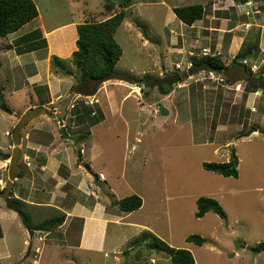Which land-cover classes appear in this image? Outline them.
Wrapping results in <instances>:
<instances>
[{"label":"rangeland","instance_id":"1","mask_svg":"<svg viewBox=\"0 0 264 264\" xmlns=\"http://www.w3.org/2000/svg\"><path fill=\"white\" fill-rule=\"evenodd\" d=\"M122 1L114 0V14L122 10L126 13L114 34L123 50L116 72L134 81L146 80V77L158 80L186 72L197 59L206 55L218 56L230 67L234 57L251 46L253 54L245 60L241 58V64L252 69L255 77L264 73V0L245 3L237 0H133L128 8L119 7ZM35 2L50 28L73 19L100 22L110 17L105 0ZM180 3L204 6V18L192 28L181 24L169 9V5L182 6ZM20 36L0 37V140H6L0 141V152L10 155L4 160L7 165L16 147L14 132L21 122L17 114L28 107L42 110V107L32 108L36 99L25 84L26 76L33 73L23 67L29 58L16 57V53H20L15 50ZM40 44L44 48L46 42ZM66 65L68 76L75 78L74 87L80 85L81 71L71 61ZM74 87L68 94L72 102L63 119L67 138L61 129L54 138L48 116L26 113L28 120L20 126L19 156L24 175H34L35 182L39 181L45 160L43 154L64 152L71 147L70 153L77 163L82 159L85 170L107 173L115 186L113 192L109 191L112 200L136 194L143 199L144 207L127 215L124 224L110 226L106 250L100 254L82 250L54 256L50 254L54 239L77 244L78 236L60 237L38 232L32 237L34 250L27 256H30L27 264H171L169 256L163 252L130 248L145 231L174 248L189 250L195 264H264V252L255 254L251 250L264 242L263 91L248 92L242 81L227 83L221 74L213 72H201L179 83L169 95L161 94L157 88L145 92V85L119 81L104 84L94 97L73 95ZM65 101L66 98L57 110L43 109L60 114ZM81 101L91 108L94 125L71 122L73 105ZM2 106L16 114L11 116ZM161 107L168 111L167 115L160 112ZM16 118V124L10 126ZM54 123L61 127L58 120ZM6 131H9L7 136ZM36 141H42L49 148L46 152L42 149V156L31 148ZM230 148L235 149L239 161L238 178H226L203 167L204 163L229 162ZM86 173L91 177L89 171ZM7 182L8 166L0 180V191ZM42 184V187L56 189L52 178H44ZM62 189L68 191L72 187L65 185ZM34 192L36 198H41L39 191ZM11 197L17 199L14 192ZM202 197L217 200L226 218L213 212L197 218V201ZM23 205L34 225L60 214L53 209L40 213L24 202ZM111 205L112 202L108 207L119 210ZM18 225L9 219L4 223V232L12 236L10 231ZM193 235L204 238L205 244L199 247L188 242ZM18 236L22 238L16 231ZM20 239L14 252L23 249ZM27 252L28 247L25 254ZM12 260L13 257L5 264H12Z\"/></svg>","mask_w":264,"mask_h":264},{"label":"crops","instance_id":"2","mask_svg":"<svg viewBox=\"0 0 264 264\" xmlns=\"http://www.w3.org/2000/svg\"><path fill=\"white\" fill-rule=\"evenodd\" d=\"M179 5L188 6L181 3ZM36 6L39 12L38 17L14 34H21L22 37L20 36L19 39H23L35 32L38 33V38L40 37L42 40L45 39L46 44L44 48H38L30 52L24 51L22 53H16V57L17 59L24 58V60L29 58L23 63V67H28L33 70V73L28 74L25 78L26 86L32 90L33 96L36 99V102L32 104V108L42 107L43 109V107H53L54 110H57L60 103L65 98L67 99L69 97L68 94H71V90L76 83L73 76L63 75L61 73L57 74V72L53 71L51 59L54 56L64 61L71 60L73 54L78 50V26L85 23L86 19H73L50 28L44 18H42L40 8L37 4ZM169 7L170 11H172L178 6L169 5ZM104 20H106V18ZM181 24L183 23L181 22ZM185 26L192 28L194 25ZM29 42L36 43L38 41L30 40L24 44L26 45ZM25 45L22 46V48H24ZM15 50L18 52L16 47ZM48 98L49 100H46ZM30 110L31 109L28 107L23 112L18 113V118L21 119V117H24ZM15 114L16 111H13L10 115L13 116ZM47 119L52 123L51 124L49 121V129L56 139L58 130L61 128L56 125L57 122L54 123L56 119ZM17 120L16 118V120L11 121L10 126L12 124L14 126ZM7 132L9 131L5 132V136H7ZM69 138H71V136ZM0 141L4 143L6 140L2 138ZM31 148L38 156H42V149H44L45 152L49 150L48 147L42 144V141L33 142ZM70 149L71 147L64 152L55 153L54 151L51 153L47 152L46 155L43 154L45 160L43 166H41V171L44 173L42 174L41 172L39 174V181L35 182L36 177L34 175H24L19 179L17 178L18 182L13 189L14 196L40 213L48 212L46 210L53 209L65 215L63 224L59 226L55 232L33 230V236L37 235L38 232L45 235H53L54 233V235H59L60 237L61 235L78 236L79 243L77 244L67 241L58 242L59 240L54 239L50 248V254L56 256L65 252L67 255L73 254L74 251L78 252L82 250L100 254L106 250L110 226H120V224H124L125 217L131 213L120 212L117 208L108 207L111 202L113 205L114 202L119 201L118 199L112 200V193H109V191L113 192V189H115L114 184L111 182L112 180L105 172L97 173L96 171L86 169L91 173V177H88L84 169L86 164L84 166L81 165L82 159L77 163L74 156L70 153ZM7 164L8 162L0 160V180H3L4 172L8 166ZM44 178L54 179L56 182V189L51 190L45 188V186L42 187V185H44L42 184ZM87 178L89 179L87 180ZM36 183H39L40 187L37 188ZM65 185L71 186L72 189L68 191L63 190L62 187ZM34 190L40 192L39 196L41 198H36ZM57 198L59 199L57 200ZM143 207L144 202L142 207L136 211H141ZM9 219L19 224L17 228H13L10 231V235L12 236H8L9 232H4V223H8ZM19 219L21 221H19ZM27 229L29 228L24 225L19 213L8 209L4 200L0 198V230L2 233L0 243L3 244L0 245V264H5V261L12 259V257V264H27L30 256L27 258V254H25L26 248L28 247L29 250V247L32 245L31 249L34 250V243L32 242L33 236H29L30 234ZM16 231L22 235L21 244L23 249L19 252L13 251L14 248L17 251L18 239H20V236L16 237ZM2 253H4L3 256ZM52 258L53 256H51V259ZM49 259L50 257L47 261H49ZM56 264H58V262Z\"/></svg>","mask_w":264,"mask_h":264},{"label":"trees","instance_id":"3","mask_svg":"<svg viewBox=\"0 0 264 264\" xmlns=\"http://www.w3.org/2000/svg\"><path fill=\"white\" fill-rule=\"evenodd\" d=\"M237 1L239 2V0ZM245 2H248V0L243 1V3ZM132 5L133 0H123L119 7L128 8ZM114 7V0H105L106 12L110 14V17H108L109 15L107 16L108 19L101 22H97L95 20L86 21L85 23L78 26V50L73 54V57L70 61L73 62L75 66L81 71L80 84L90 77H102L115 71V67L123 55V50L116 42L114 34L124 22L126 13L122 10L114 14ZM173 12L176 15V18L187 26H193L195 22L202 20L205 16L204 6L199 4L178 6L173 9ZM38 15V8L34 0H0V37L5 38L10 34L18 32L25 25L35 20ZM37 34L38 33L33 32L29 36L18 40L16 45L18 52H30L37 50L38 48H42L43 46L40 43H42V41L45 43L46 41L45 39L42 40L40 37L38 38ZM30 40H37L38 42H29L26 45L24 44ZM24 45L25 47L22 48ZM253 50L254 48L252 49V47L249 46L247 49L240 51L234 57L233 65H240L241 63L238 62V59H247L249 55L253 54ZM197 60L198 61L195 62L197 64H206L210 67L216 68H229L225 66L223 60L218 56L206 55ZM70 61H64L54 57L51 61L52 69H54V71L57 73L68 75L69 73L66 62L70 63ZM263 75L264 73H262V76ZM146 78L149 79V77ZM224 80L229 83L227 79L224 78ZM136 83L137 82L135 81V84ZM243 83L248 92H253V89H251L246 82ZM72 118L74 119L71 122H74L76 125L89 126V124L94 125L95 122L94 118L92 117L91 108L82 101L81 103H76L73 105ZM88 134H90V132H88ZM78 138L80 137L78 136ZM78 143H80V140H78ZM230 149L231 156L229 162L204 163L203 167L210 172L224 176L226 178H238L239 161L235 149ZM9 158L10 155L0 152V160L4 161L8 160ZM23 175L24 171L22 170V173L18 176V178L23 177ZM3 192L4 189L0 191V198ZM13 200L19 204V215L21 216L24 225L32 231L37 230L52 232L61 226L65 220V215L60 213L57 216L45 219L41 223L34 225L31 221V217H29V215L24 211L23 202L19 199ZM197 204L198 211L196 213V217L199 219L203 218L209 212H213L223 219L226 218V212L215 199L202 197L197 201ZM113 205L117 206L121 212L132 213L142 207L143 200L140 196L135 194L114 202ZM143 233L142 236L137 237L133 241V245H131L130 248L134 246L138 247L137 251H142L144 249L147 250V252H163L169 256L171 264H195L193 254L189 250L174 248L149 231H145ZM1 237L2 233L0 230V238ZM187 241L199 247L205 244V239L197 235L190 236ZM251 250L255 254L263 253L264 242L251 247Z\"/></svg>","mask_w":264,"mask_h":264},{"label":"water","instance_id":"4","mask_svg":"<svg viewBox=\"0 0 264 264\" xmlns=\"http://www.w3.org/2000/svg\"><path fill=\"white\" fill-rule=\"evenodd\" d=\"M239 1H245V0H239ZM241 58L238 59V62L241 63ZM201 72H213V73H219L223 75L225 79H227L230 83H236L238 81L246 82L247 85L253 89L258 91L264 92V76H258L255 77L253 75H250V72L248 71V67L245 64L236 65L229 68H216V67H210L206 64H197L194 63L192 66L184 73L182 74H173L169 75L164 80H154V79H148L145 81H142L147 87L144 88L145 92H148L151 88H154L156 86H160V92L163 95H168L171 93L174 86L178 85L182 81H185ZM112 81H119V82H125L127 84L133 85L135 84V81L133 78L118 73L116 71H113L109 73L108 75L102 76V77H90L86 79L82 84L77 85L73 91V95H77L80 97H94L98 94L100 88ZM141 83V81H140ZM72 102V96H69L64 105L61 107L60 114L56 113H50L49 111L42 109L40 110L41 115H46L51 119H56L59 121L61 125V133L64 137H68L69 135L66 132V128L64 125V118L67 115L68 108L71 105ZM2 109L6 111L8 114H12V112L6 107L2 106ZM160 112L162 114L167 115L168 111L164 108H160ZM27 117H22L20 124L18 127H16L14 132V140L16 143V147L14 149L11 161L8 165V182L6 183V187L4 189V192L2 193L1 198L5 201L6 206L8 209L19 213L20 208L18 202L14 201L13 198L10 196V194L13 191V185L15 180H17L18 176L22 173V168L19 165V156L21 153L20 148V126L23 124H26ZM247 136V135H245ZM234 141V140H233ZM77 154L78 157H80L81 152L79 149V146L77 145ZM30 236L32 237L34 235V232L28 229ZM32 248V245L29 247L27 256L30 254V250Z\"/></svg>","mask_w":264,"mask_h":264},{"label":"flooded vegetation","instance_id":"5","mask_svg":"<svg viewBox=\"0 0 264 264\" xmlns=\"http://www.w3.org/2000/svg\"><path fill=\"white\" fill-rule=\"evenodd\" d=\"M234 65H231L230 67H233ZM236 66V65H235ZM228 67V66H227ZM249 72H250V75H253V72H252V69H251V71L250 70H248ZM169 75H167V76H165V77H162V78H159L158 80H164V79H166L167 77H168ZM254 76V75H253ZM150 79V78H149ZM146 80H148V79H146ZM140 81H141V83H140ZM142 81H145V80H143V79H141V80H138V81H136L137 83L136 84H138V85H145V87H147L148 85H146L145 83H143ZM186 81V80H185ZM183 82V81H182ZM154 88H157L159 91H160V86L158 85V86H156V87H154ZM174 88V87H173ZM151 89H153V88H151ZM173 90V89H172ZM169 95V94H168ZM30 112H33V113H39L40 114V109L39 108H37V110H30ZM20 121H21V119H20ZM23 170V169H22Z\"/></svg>","mask_w":264,"mask_h":264},{"label":"built area","instance_id":"6","mask_svg":"<svg viewBox=\"0 0 264 264\" xmlns=\"http://www.w3.org/2000/svg\"><path fill=\"white\" fill-rule=\"evenodd\" d=\"M8 135H9V133H8Z\"/></svg>","mask_w":264,"mask_h":264},{"label":"clouds","instance_id":"7","mask_svg":"<svg viewBox=\"0 0 264 264\" xmlns=\"http://www.w3.org/2000/svg\"><path fill=\"white\" fill-rule=\"evenodd\" d=\"M245 64V63H244Z\"/></svg>","mask_w":264,"mask_h":264}]
</instances>
